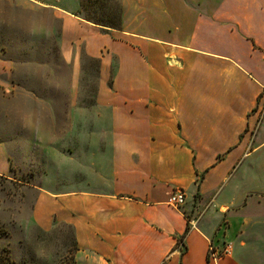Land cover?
<instances>
[{
  "label": "crops",
  "instance_id": "obj_1",
  "mask_svg": "<svg viewBox=\"0 0 264 264\" xmlns=\"http://www.w3.org/2000/svg\"><path fill=\"white\" fill-rule=\"evenodd\" d=\"M153 2L164 7L140 33L144 0H125L121 29L110 31L58 7L0 0V177L26 173L15 157L30 161L40 147L43 186L54 157L77 166V178H57L61 189L25 185L30 225L71 228L73 264H264V0ZM43 12L59 23L62 65L44 79L30 53L10 54L43 40ZM83 55L98 62L87 114L32 115L25 95L43 85L55 86L43 106L81 105ZM175 191L185 195L178 209L168 204ZM226 245L212 262L209 251Z\"/></svg>",
  "mask_w": 264,
  "mask_h": 264
},
{
  "label": "rangeland",
  "instance_id": "obj_2",
  "mask_svg": "<svg viewBox=\"0 0 264 264\" xmlns=\"http://www.w3.org/2000/svg\"><path fill=\"white\" fill-rule=\"evenodd\" d=\"M33 1L42 5L43 8L49 6L58 7L59 9L61 8L66 13H73L83 21L88 17H92L104 26L110 23H116L118 12H120L119 29H121L125 0ZM153 1L154 0H144L143 5H149V10L144 11L150 12V14L139 19L140 21L143 20L144 25L132 27L133 29L137 28V30H141L140 33H149L151 26L146 25V23L150 24L152 14H158L160 12L158 9L162 10L164 7L160 2ZM156 4H158V7ZM130 6H132V4H130ZM32 15L34 18V12ZM42 18L43 40L39 39V41L42 42H33L31 44V49H23V44H16L15 50L10 51V54L22 58L26 53H30L32 68L39 67L40 63H43L44 79V73H47L46 69L52 70L53 68L54 70L56 67H62V65L57 60L59 23L53 21L51 16L46 12H43ZM100 28L104 31L113 30L106 27ZM6 51L8 52V50L4 49L0 51V54L6 53ZM80 66L82 72L80 74L79 91L77 92L79 103L81 104L79 107H62L59 109L55 106H43V99L46 101H52L55 97V86L52 87L53 90H50L49 86H46V88L45 85H43L42 90L32 89L33 91L29 90L25 95L31 103L30 113L33 115L35 113L43 112L44 110L45 113L55 114L57 111L59 113V111L62 110L64 114H68L74 110V112L87 114V110L92 107L93 94L96 90L98 62L97 60L89 59L83 55L80 58ZM44 82L45 81H43V84ZM68 95H63V98L66 99L67 97H70V94ZM27 107L25 110H29V107ZM262 108V113L258 115L257 125L260 124L259 122L263 118L264 104L262 105ZM48 123L51 126L55 125L54 121ZM84 125L86 126L87 124ZM64 126L69 127V130L71 128L70 123H66ZM7 132L6 124L1 122L0 135L4 136ZM38 134L41 138V136H43V130H39ZM70 137L69 134L68 138L70 139ZM41 151L42 148L40 147L37 153L30 156V161L28 157L24 155L14 156L17 160H21V165L24 169L30 168L26 173H14L13 178L0 177V229L5 232L0 236V248L9 250V255L14 264H72L75 244L71 228L63 224H55L50 232L44 233L30 225L28 221V213L31 207L33 193H30L28 187L25 185L33 186L41 184L42 187H46L50 190L61 189L63 188L60 186L62 180L77 178L75 177V173L77 172L75 168L77 169V166L74 163L71 161H65L66 163L60 165L55 160L56 157H54V167L48 168L47 172L49 173V178L44 181V183L49 184V186H43V153L41 154ZM51 159L53 158L51 157ZM65 159H68V157H65ZM57 178L61 179L60 184Z\"/></svg>",
  "mask_w": 264,
  "mask_h": 264
},
{
  "label": "built area",
  "instance_id": "obj_3",
  "mask_svg": "<svg viewBox=\"0 0 264 264\" xmlns=\"http://www.w3.org/2000/svg\"><path fill=\"white\" fill-rule=\"evenodd\" d=\"M262 105L257 107V114L259 115L262 113L263 108ZM185 203V195L181 191H175L170 196L168 200V204L173 208H181ZM230 254V246L226 245L225 248L220 252H215L212 249L209 251V258L212 262H217L221 257L227 256Z\"/></svg>",
  "mask_w": 264,
  "mask_h": 264
},
{
  "label": "trees",
  "instance_id": "obj_4",
  "mask_svg": "<svg viewBox=\"0 0 264 264\" xmlns=\"http://www.w3.org/2000/svg\"><path fill=\"white\" fill-rule=\"evenodd\" d=\"M119 14H120V12H118L116 23H110L106 26H104L102 23H100L98 20H96L92 17H88L87 19H85V21H87L88 23H91L95 26H98V27H106V28L113 29V30H119V23H120V15ZM1 231L2 230L0 229V236H1V234L5 233L4 231H2V233H1ZM9 254H10L9 250H7L5 248H0V264H14V262L11 260V257Z\"/></svg>",
  "mask_w": 264,
  "mask_h": 264
}]
</instances>
